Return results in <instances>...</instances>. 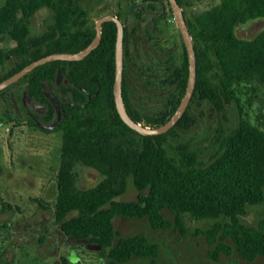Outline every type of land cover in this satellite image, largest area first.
<instances>
[{
    "label": "trees",
    "instance_id": "trees-1",
    "mask_svg": "<svg viewBox=\"0 0 264 264\" xmlns=\"http://www.w3.org/2000/svg\"><path fill=\"white\" fill-rule=\"evenodd\" d=\"M80 1L5 0L0 4V40L9 37L14 45L8 51L18 57L14 66L0 72V80L48 53L73 52L85 47L95 30L87 23L88 13ZM144 1L151 9L155 4L161 5L158 17H173L167 0ZM177 2L183 7L184 0ZM42 7L52 10L53 22L41 34L30 35L31 16ZM135 15L142 18V8H138ZM253 18H264V0H219L196 15L194 21L185 16L196 54L192 98H207L221 108L223 101L234 100L239 104L235 92L237 84L264 87V27L251 38L235 33L237 24ZM127 36L124 27V44ZM115 39V22L104 21L99 44L84 58L45 62L0 90L6 104V118L21 120L10 93L11 90L15 93L16 86L25 85L35 101L47 106L39 118L50 122L56 112L41 83L51 85L59 69L65 70L70 83L61 86L63 91L71 92L68 100L82 103L68 104L59 100L65 114L52 130H47L61 132L53 207L54 220L61 231L68 237L86 239L107 249L102 264H121L133 256L149 259L135 264H171L156 260L159 254L156 242L141 234L123 236L114 227L113 219L115 216L147 217L155 229L172 227L185 234L190 231L184 220L187 214L196 220L211 221L208 227L198 228L193 233L205 236L211 246L207 254L213 260L233 251L247 261L264 256V215L255 225L241 219L247 214V205L264 201V128L241 118L220 137V148L206 164L199 162L196 151L187 143L176 146L177 157L170 155L166 148L167 136L178 128H188L195 118L187 107L172 128L156 135L141 134L125 124L115 109L112 94ZM180 46V60L171 52L166 59L171 71L162 81L173 85L174 91L165 109L157 112L136 109L124 89L127 83L123 79L124 104L135 121L157 126L176 109L188 76L184 43ZM6 52L0 47V62ZM90 75L97 76L100 88L84 105L86 97L79 87L83 85L82 78ZM27 121L40 128L32 118ZM78 164L96 171L100 176L98 181L91 186H79ZM128 178L137 189V196L120 199ZM164 209L172 212V219L163 213ZM62 264L72 263L63 257Z\"/></svg>",
    "mask_w": 264,
    "mask_h": 264
},
{
    "label": "rangeland",
    "instance_id": "rangeland-1",
    "mask_svg": "<svg viewBox=\"0 0 264 264\" xmlns=\"http://www.w3.org/2000/svg\"><path fill=\"white\" fill-rule=\"evenodd\" d=\"M5 0H0V4ZM219 0H184V15L194 21L196 15L217 4ZM88 12L89 21L96 20L101 13L117 12L125 21L129 39L124 55V68L128 80L129 96L141 112H157L165 109L168 97L174 91L173 85L162 79L171 71L166 61L169 53L180 60L181 36L173 17L156 22L157 12L144 0H81ZM139 5L147 11L141 20L135 15ZM159 10L160 4L154 5ZM51 9L42 7L34 12L29 24V34L38 35L53 22ZM140 20V21H138ZM137 26L136 35L140 41L133 43L132 29ZM237 24L235 33L239 37L251 38L264 27V20L258 26L254 22L245 27ZM14 45L9 37L0 40V47L6 50L0 72L8 71L18 57L8 49ZM61 79V78H60ZM14 98L18 110L21 85L16 86ZM234 100L222 102L217 108L207 98H192L188 112L195 122L188 128H178L166 138L170 155L178 156L176 146L187 143L196 151L201 164L209 162L213 153L220 148V137L235 126L241 118L264 128V87L253 83L235 85ZM9 91L7 92V94ZM7 97V95H4ZM0 97V119L8 129H0V264H62L66 257L72 264H102L107 249L100 248L86 239H75L65 235L54 220L56 174L59 166L61 132L42 130L21 117L20 121L6 118V104ZM8 102V101H7ZM9 103V102H8ZM11 108V106H7ZM77 184L91 186L99 174L91 168L78 164ZM137 189L131 179L120 199H134ZM247 214L241 219L255 225L264 215V201L247 205ZM163 213L173 218L170 210ZM185 224L190 231L182 234L172 227L153 228L147 217H120L113 219L114 227L123 236L141 234L159 245L157 261L171 264H264V256L253 261L241 258L235 251L221 254L218 260L208 257L211 247L203 234L194 235L198 228H206L210 220H196L185 214ZM229 242L230 239H228ZM148 258L133 256L121 264H135Z\"/></svg>",
    "mask_w": 264,
    "mask_h": 264
},
{
    "label": "water",
    "instance_id": "water-1",
    "mask_svg": "<svg viewBox=\"0 0 264 264\" xmlns=\"http://www.w3.org/2000/svg\"><path fill=\"white\" fill-rule=\"evenodd\" d=\"M169 6L171 8V12L175 23L180 32L181 41L184 43L186 54H187V62H188V76L187 82L185 86V91L180 99L179 104L177 105L174 112L170 115V117L163 123L157 126H149L144 125L141 122L135 121L128 113L122 95V79H123V22L122 20L114 15V14H103L100 16L95 22V35L92 40L83 48L77 51H62V52H51L46 55H43L39 58H36L24 66H22L17 71L13 72L9 76L0 80V90L4 89L5 87L9 86L10 84L16 82L26 73L31 71L36 66L43 64L48 61L52 60H79L85 57L93 48H95L101 39V31H102V22L107 20H112L116 24V39H115V50H114V78L112 83V94H113V101L115 105V109L121 118V120L127 124L130 128L134 129L135 131L144 134V135H156L161 134L168 131L172 128L175 123L181 118V116L186 111L190 99L192 97L194 88H195V81H196V54L195 48L193 43L192 35L189 31V27L187 25L183 8L177 2V0H167ZM60 72H58V77H60ZM42 90L50 103L54 106L57 117L54 121L50 123H44L42 120L34 117L37 125L45 130L53 129L57 123L60 121V117L63 114V107L58 102V100L48 91L46 90L44 84H42ZM12 102L14 104L15 109L18 111V107L16 104V100L14 98V93H11ZM29 99L26 93V89L23 92L22 102L23 104L26 103V100ZM68 104H82L80 102H71L69 101ZM34 107H44V105L33 103Z\"/></svg>",
    "mask_w": 264,
    "mask_h": 264
},
{
    "label": "flooded vegetation",
    "instance_id": "flooded-vegetation-1",
    "mask_svg": "<svg viewBox=\"0 0 264 264\" xmlns=\"http://www.w3.org/2000/svg\"><path fill=\"white\" fill-rule=\"evenodd\" d=\"M139 8H142V17H143L146 14L147 11L144 9V6L143 5H139ZM156 9H157L156 7H154V9H152L155 12H157V14L155 15L154 18L156 19L155 20L156 22H160V20H162V17H160V16L158 17V15H160V10H156ZM108 13L109 14H114V15L118 16L121 19L120 14L117 13V12H113V11L112 12H104V13H101L98 16V18L100 16H102L103 14H108ZM96 20L89 21V16H87V23L90 24V25H92V27L94 28V30H95V22H96ZM140 20H141V18H140ZM140 20H138V21H140ZM263 20H264V18H253V19H249L246 22H244V24L246 25L245 27H248V26H250V23L254 22V24L256 26H258V25H260L262 23ZM103 22H102V24H103ZM122 22H123V29H124V27L127 29V27L125 25V21L122 20ZM136 31H137V26H133V29H132L131 32H132V35H133V43L134 44H137V42L140 41L139 35H136L137 34ZM127 32H128L127 38L129 39V33L130 32L128 31V29H127ZM94 35H95V32H94ZM123 37H124V34H123ZM127 43H128V40H127ZM127 43L124 44V40H123V69H124V50H125V46H127ZM125 71H123V79L126 81L127 84L125 85V88L124 89L126 90L127 95H129V91H128V80H127V76L125 74ZM58 72H60V74H61L60 77H58ZM123 79H122V94H123ZM82 83H83V85H81L79 88L84 93V95L86 97V101L84 102V105H85L98 92V90L100 88V82H99L97 76L90 75V76H84L82 78ZM42 84H44L46 90H48L58 101L60 100L61 102H65V103H68L69 102L68 99H69V97L71 95V92L70 91L69 92H65V91H63L61 89V86L62 85H64V84L65 85H69L70 84L69 81H68V79L65 77V70H62V71H60L59 69L57 70V74H56V76L54 78V81L52 82L51 85H48L45 82H42L41 83V87H42ZM94 84L96 85L95 86L96 88H95L94 92L91 93V89L93 88V85ZM25 89H26V93H27L29 99H27L26 100V103L23 104V102H22V96H23V92H24ZM12 92L14 93L13 90H11V93ZM18 102H19V107H20L21 110H18L17 111L15 109V107H14V109H15L16 113L18 114V116L20 118L21 117H25V120H28V118H32L34 120V117H37L38 119H40L39 116L44 114V111L46 110V107H47L45 104H41V103H38L37 101H35V99L32 97V95L29 94L28 88L25 85H21V94L19 96V101ZM33 103L44 105V107H34L33 106ZM137 104L139 105V103H137ZM137 104L133 103V105L135 106L136 109H138V107L136 106ZM64 114H65V109L63 110V114L60 117V121L62 120V117H63ZM56 117H57V114H56L55 118L53 120H51L50 122L54 121L56 119ZM50 122H44V123H50ZM43 130H45V129H43Z\"/></svg>",
    "mask_w": 264,
    "mask_h": 264
},
{
    "label": "built area",
    "instance_id": "built-area-1",
    "mask_svg": "<svg viewBox=\"0 0 264 264\" xmlns=\"http://www.w3.org/2000/svg\"><path fill=\"white\" fill-rule=\"evenodd\" d=\"M6 122H4L3 120L0 119V129H5L7 130L8 129V126L7 124H5Z\"/></svg>",
    "mask_w": 264,
    "mask_h": 264
}]
</instances>
